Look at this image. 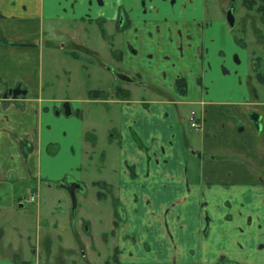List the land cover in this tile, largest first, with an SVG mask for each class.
<instances>
[{
  "label": "crops",
  "instance_id": "obj_1",
  "mask_svg": "<svg viewBox=\"0 0 264 264\" xmlns=\"http://www.w3.org/2000/svg\"><path fill=\"white\" fill-rule=\"evenodd\" d=\"M175 3L103 0L108 36L101 37L103 43H111L106 53L80 33V26L67 33L61 44L62 50L70 48L65 62H80L77 48L95 52L98 64L91 68L96 71L91 70L86 78L96 85L88 86L87 94L90 90L109 93L106 100H92L88 94L84 102L56 98L52 90H45L39 44L45 35V12L53 22L73 21L86 12V3L0 0V37L33 45L11 46L0 40V188L13 190L41 180L44 150L50 154L48 149L55 144L46 128L53 116L46 113L53 110L62 116L65 103L71 109L77 104L80 110L72 109V115L78 116L84 147L87 133L96 137L101 150V179L94 183L114 189L111 203L116 202L118 210L117 215L115 211L110 215L109 232L116 231L112 239L117 242L118 264H264V100L253 77L239 70H224L223 83L210 80L209 75L217 73L214 67L220 70L228 64L222 51L215 64L209 54L214 36L225 41L229 25L218 19L209 22L203 0ZM69 4L64 12L62 7ZM121 9L131 19V27L111 33L108 25L114 27ZM116 49L123 52L120 62ZM116 65L143 79L161 98L152 95L140 100L134 88H127L132 90L130 98L115 96L120 81L107 67ZM179 77L187 82L186 94L175 88ZM72 81L73 75L68 84L59 80L61 87L75 90ZM49 85H55L52 79ZM18 86L27 91L26 96L9 94ZM87 103L97 106L93 116L84 111L82 104ZM181 107L195 108L192 111L202 118L197 135H181L185 133L180 125L185 119ZM21 141L27 144L26 151L32 149L27 157ZM115 157L117 163L111 165ZM85 221L92 234L91 222ZM117 221L124 224L120 231L113 226ZM144 243L149 245L147 250L140 247ZM21 251L16 245L3 247L0 264H44L39 260V246L34 250L35 262L24 260Z\"/></svg>",
  "mask_w": 264,
  "mask_h": 264
},
{
  "label": "rangeland",
  "instance_id": "obj_2",
  "mask_svg": "<svg viewBox=\"0 0 264 264\" xmlns=\"http://www.w3.org/2000/svg\"><path fill=\"white\" fill-rule=\"evenodd\" d=\"M231 1L232 7H235L236 25L233 28L228 27L229 32L226 34L225 41L212 34L216 37V44L214 43L211 46L209 54L212 64H215L216 60H220L222 51L228 58V64L224 66V69L220 68V70L214 67L215 70H213L214 72L217 71V73H211L209 77L215 83L220 80L223 83L224 77H222V74L224 70L234 72L239 70L243 75L249 74L253 77L251 80L254 87L257 88L264 100V83L259 82L256 75L257 73L264 75V40L260 39L255 32V29H259L264 34V23L261 15L256 10H249L244 6L243 0ZM179 2L180 0H176L173 5L179 4ZM203 3L207 9L209 22L218 19L227 23L225 9L227 6L229 7L230 0H203ZM69 7L70 4L67 7L63 6L62 9L65 12V9ZM48 19V15L45 12L42 17L43 34L45 33V35H42L41 43L39 44L41 73L45 81V90L48 88L52 90L56 98L66 97L86 100L88 96L86 89H88V86L96 85L92 78H86V76H90L92 65L98 64L97 59H92L89 62L84 53L77 48V54L81 57L80 62L67 63L64 60L66 51L70 48L66 46L62 50L61 44L66 42L67 33L70 35V32L78 26L80 27L77 29L93 46L99 48L101 45L103 53L107 52L110 44L103 43L101 32L96 24L82 25L74 21L53 22V20ZM83 27L86 28V31ZM108 28L111 33L114 32V27L111 24L108 25ZM113 37L111 36V38ZM237 40L243 41V44L238 43ZM237 57L238 61H235ZM94 71L96 70L93 69L92 72ZM67 72L69 73L68 75ZM72 75L73 81L76 83L75 90L68 86L61 87L59 80H64L68 84ZM133 78L137 82L131 85L120 83V87L130 91L131 94L132 90L127 88H134L135 98L140 100L152 98V95L156 99L161 98L158 91L150 87L143 79L144 83L139 78ZM51 79L55 83L54 86L49 85ZM231 79H233L234 83L237 82L239 84V79L236 81L234 77ZM82 106L84 111L90 113L91 116H93L97 107L95 104L88 103L82 104ZM181 108L185 117L180 122L185 132L181 133V135H197V130H192L189 125L190 112L195 110V108ZM72 109L75 112L80 110L77 104H72ZM46 114L53 116L51 123L46 124V128L47 136L52 138L53 141L51 143L55 144L48 149L50 154L47 153L46 148L44 150L42 164L44 175L41 180L38 183H35L37 182L35 181L32 185H20L13 188V190L10 186L0 188V238L4 235L3 239H0V248L19 246V250L23 249L20 253L21 257L24 260L35 262L34 250L39 246V260L40 263L44 264H91V262H94V264H106L107 261L109 262L108 264H117L113 260V255L118 247L116 245L117 242L112 239L113 233L116 234V231L109 232L112 227L110 215L114 214L112 212L115 211L114 203H111L114 189L110 188V186H108L109 189L92 186L95 181L101 179L103 167L101 150L97 146L96 137H89L87 136L89 134L85 133V142L88 145L84 147L79 137V127L76 123L77 120L79 121L77 115L67 117L63 113L62 116H56L53 110L50 114ZM68 120L72 121L70 125L66 124ZM97 123V130L100 131L101 125H99V122ZM116 163L117 159L115 157V160L111 161V165ZM128 173L130 174V171ZM63 179H65L66 183H76L83 188L76 192L78 207L75 211H73L70 193L58 185V183L61 184L60 181ZM67 185L69 184L67 183ZM14 190L17 193H14ZM98 192L104 194L102 198L98 197ZM32 194L36 196V202L34 203L29 201V197ZM20 197L22 199H19ZM21 204H23V207L20 206ZM205 215L208 217V214ZM85 220L91 222L92 234L90 223ZM205 221H207V218ZM121 225L124 224L121 221H117L113 226L118 228L117 231H120ZM207 230V228L204 229L205 233ZM20 233L23 234V238H20ZM127 238L135 244L131 236ZM39 243L41 244L39 245ZM147 246L149 245L146 243L140 245L145 250H147Z\"/></svg>",
  "mask_w": 264,
  "mask_h": 264
},
{
  "label": "flooded vegetation",
  "instance_id": "obj_3",
  "mask_svg": "<svg viewBox=\"0 0 264 264\" xmlns=\"http://www.w3.org/2000/svg\"><path fill=\"white\" fill-rule=\"evenodd\" d=\"M83 2L86 3V12H84L83 14L80 15V17H77L75 18L73 21L76 23H81L82 25H85V24H96L97 27H99V30L101 32V28L104 29L105 33H106V37L108 36L107 35V30L104 28V24L105 22L108 20V17L106 15V12H104L102 9H103V0H83ZM184 5V4H183ZM230 9H233V13L235 15V7H232V1L230 0V5L229 7L227 6L226 7V15H227V12L230 10ZM225 15V16H226ZM227 22V21H226ZM114 24V33L115 32H125L127 29H129L131 27V24H132V21L131 19L128 17V15L123 11V9L120 10V13H119V17L116 19V21L113 23ZM228 24V23H227ZM236 25V24H235ZM102 35V34H101ZM104 38V37H103ZM111 38V36H110ZM112 39V38H111ZM112 41V40H111ZM111 44V43H109ZM130 50L132 52H134V49L130 47ZM83 52V51H82ZM84 55L86 56V59L91 62L92 59H95V52L92 51L91 49L87 48V50H84ZM114 53H115V56L118 58V62H120L123 58V52L121 49H116L114 50ZM108 69L111 70L112 74L117 78L119 79L118 75L119 74H124L128 77H130L132 80L130 82H127V81H123L121 79H119V83H122L124 85H131L135 82H137L133 77H137V75H132L131 73H129V71H127V69H123L121 66L119 65H116V67H110L108 66L107 67ZM141 82L142 79L139 78ZM179 79H184L183 77H179L176 79L179 80ZM176 81H175V86H176ZM144 83V82H143ZM121 85H118L116 86L115 85V89L119 88ZM124 89V88H123ZM62 109L64 110V113L66 111V108H64V105L62 107ZM68 111V110H67ZM71 115L72 113L74 112L72 109H71ZM70 186L72 184L76 185V183H69L67 182ZM67 183H64L67 185ZM60 185V184H58ZM78 185V184H77ZM79 189H82V186L79 185V188L76 189V192L77 190Z\"/></svg>",
  "mask_w": 264,
  "mask_h": 264
},
{
  "label": "trees",
  "instance_id": "obj_4",
  "mask_svg": "<svg viewBox=\"0 0 264 264\" xmlns=\"http://www.w3.org/2000/svg\"><path fill=\"white\" fill-rule=\"evenodd\" d=\"M243 4L249 10H256L261 15L262 21L264 23V0H243ZM255 30H256L255 32H256L257 36L260 39L264 40V34H262L261 30H259V29L258 30L255 29ZM101 34L104 38H106V33H105L103 28H101ZM0 40L4 41L7 44H10L11 46H19V47L33 46V45L26 43V42H8V41L4 40L2 37H0ZM237 42L243 44V41H241V40H237ZM256 75H257L258 80L260 82L264 83V75H262L260 73H257ZM175 88H176L177 92H179L180 94H186V92H187L186 80L185 79L177 80ZM114 90H115L114 91L115 96H119L122 98H130L131 97L130 91L123 89L122 87H119V88L114 89ZM88 94H89L90 99H92V100H98V99L106 100L107 97L109 96V93L106 91H103V90H90L88 92ZM89 135H87V136H89ZM26 146H27V144L24 141H21V147L23 149V153H24L25 157H27L28 153L31 152V150H32L31 148H28V151H26V149H25ZM60 182H61V184L66 183L65 179L61 180ZM58 184H60V183H58ZM94 186H99V187H102L103 189H107V188L109 189V187L106 183H103L100 181L94 183ZM97 195L99 198H102L104 194H102L101 192H98ZM114 207H115V214L117 215L118 207H117L116 202H114ZM113 260L115 261V263H117V264L119 263V261H118V249L117 248L115 249V253L113 255ZM106 263L108 264L109 262L107 261ZM24 264H30V263H24Z\"/></svg>",
  "mask_w": 264,
  "mask_h": 264
},
{
  "label": "water",
  "instance_id": "obj_5",
  "mask_svg": "<svg viewBox=\"0 0 264 264\" xmlns=\"http://www.w3.org/2000/svg\"><path fill=\"white\" fill-rule=\"evenodd\" d=\"M226 21H227L229 27H231V28L235 27L236 19H235V15L233 13V9H230L227 12ZM118 77H119V79H121L123 81H127V82H130L132 80L130 77H128L124 74H119ZM9 94L12 95L14 98H17L19 96H26L27 91L23 90L21 88V86H18L14 89L9 90ZM64 108H66L65 115H67V116L71 115L72 111H71V107H70L69 103H65ZM57 114H59V112H57ZM59 186L61 188L66 189L70 193L72 203H73V211H75L78 207V199H77V195H76V189L79 188V185L72 184V185L68 186L65 184H60ZM20 206L23 207V204H21Z\"/></svg>",
  "mask_w": 264,
  "mask_h": 264
},
{
  "label": "built area",
  "instance_id": "obj_6",
  "mask_svg": "<svg viewBox=\"0 0 264 264\" xmlns=\"http://www.w3.org/2000/svg\"><path fill=\"white\" fill-rule=\"evenodd\" d=\"M203 120L198 116L196 111H192L190 114V126L192 129L199 130L202 128ZM29 201L34 203L36 202L35 194L30 195Z\"/></svg>",
  "mask_w": 264,
  "mask_h": 264
}]
</instances>
